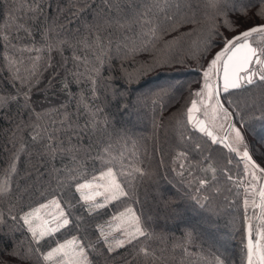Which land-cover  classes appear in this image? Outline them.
I'll use <instances>...</instances> for the list:
<instances>
[{"label": "snow or ice", "instance_id": "1", "mask_svg": "<svg viewBox=\"0 0 264 264\" xmlns=\"http://www.w3.org/2000/svg\"><path fill=\"white\" fill-rule=\"evenodd\" d=\"M44 7L8 4L0 27L9 84H0V108L18 109L13 151L0 169V227L16 239L11 264H169L153 241L173 236L171 228L189 264H231L204 237L220 231L224 206L241 190L244 210L258 207L264 222V136L258 151L250 142L255 123L264 128V0H108L102 8L85 0L80 15L71 13L75 29L67 17V29L57 22L59 6L52 16ZM89 7L95 15L82 22ZM20 14L44 18L39 40ZM21 30L30 43H13ZM141 51L154 55L134 72L121 64L118 86L114 57ZM193 64L196 80L139 85L149 73L179 76L175 66ZM149 123L153 153L158 130L171 124L174 132L167 161L161 146L155 166ZM244 219L247 264H264V226Z\"/></svg>", "mask_w": 264, "mask_h": 264}, {"label": "trees", "instance_id": "2", "mask_svg": "<svg viewBox=\"0 0 264 264\" xmlns=\"http://www.w3.org/2000/svg\"><path fill=\"white\" fill-rule=\"evenodd\" d=\"M18 0H0V27H3L5 18L7 16L6 12V5L16 3ZM40 3L44 4V11L48 16H52L56 14V8L59 6L63 10V16L57 17V22L59 24H63L65 28H68V25L64 19L67 17L68 20H72V29L78 27L73 20L71 13H76L80 15L81 13L77 9V5L83 7L85 0H39ZM89 5H98L101 8L104 6L108 0H86ZM116 2L120 3H139L143 4L145 2H151V0H116ZM187 2L191 3L194 7L198 4H201L203 0H187ZM51 3V8L48 7V4ZM96 8L89 7L83 9V21H88L93 15H95ZM13 14L16 15V10H13ZM25 21H29V17L25 14H20V23H24ZM44 18L41 17L39 23L34 21H29L32 23L33 27L36 29L31 33L32 37H35L36 40L40 39L39 35V28L43 26ZM70 30V29H69ZM16 35L15 32H13ZM131 35V32H129ZM119 36V33H117ZM23 41L24 43H30V37L25 34L23 30H21L17 35V40H14L13 43H17L18 41ZM115 47V43L113 44ZM158 47V45H157ZM3 53V40L0 39V55ZM151 55H154L153 52H137L134 55H130L129 58L124 59L121 61L119 57H114L113 60V68L115 71L113 72V76L116 78V83L118 86L123 87L125 81L120 79L121 76V64H123V68L127 69L129 72H134L138 68V63L147 59ZM176 71L181 73V75L176 76L174 72L169 73H160L159 71L149 73L139 80V85H142L144 88L151 87L153 84L158 83L157 77L159 80L169 79V78H176L180 80H196L198 77V73L196 72V65L193 64L192 68L189 69L187 65H177ZM0 84L3 85L5 89L9 88V84L7 83V73L3 72L0 73ZM132 87H137V82L133 81ZM187 93H184L186 96ZM182 103V101H180ZM243 104L244 101L241 100ZM75 107V105H73ZM17 107L12 105L11 107L0 108V169H3L7 166L8 159L13 151V144H12V133L15 131V126L18 123L17 119ZM167 115V112H165ZM151 124L149 123L147 126V135L148 139L146 141L148 147V154L147 156L151 158L153 166L156 165V162L161 155L160 147L164 146V156L165 160L167 161L168 158V144L173 141L174 139V132L173 127L169 124L167 129L161 128L156 133L157 135V142H156V151L153 153V140L151 136ZM255 132L256 134L250 137V142L254 144L257 151L260 147L261 137L264 136V128H262L259 122L255 123ZM27 132L22 133L24 139H27ZM29 154L27 152L21 155L20 160V179L23 180L24 170L28 168L29 163ZM147 162V159H146ZM221 164L224 163L223 160L220 161ZM161 171H163V167L161 166ZM235 171V169H233ZM174 173L165 179L168 181L172 180ZM219 176V172L217 173ZM179 179V177H176ZM221 181L223 177H220ZM163 183V181H162ZM171 184H165V187H172ZM145 189L149 192V199H150V192L151 189L145 186ZM143 195V192H142ZM244 192L241 190L237 193L236 196L230 198L231 201H235L232 203L231 207L224 206V215L220 222V231L214 232L204 237L205 246L208 244L214 243L216 247L220 249V252L223 254L222 258H225L227 261L231 262V264H247L246 260V220L244 219L245 216L247 217H254L259 214V208H252L249 205V208L245 211L243 208V201L242 197ZM259 201H257V204ZM233 217L235 218V223H233ZM256 222V220H255ZM254 225V221H253ZM168 231L173 233V236L168 237L162 241H153V247L158 249H163L165 251V257L169 261V264H181L183 261L184 264H189V258L186 252H182L181 248L179 247V237L181 233L176 228H171ZM17 237H22V233L19 230L16 233ZM199 243V241H197ZM16 246V239L9 235L7 227H0V264H11L13 257L10 255L12 249ZM242 246V247H241ZM241 249L243 253L241 254ZM191 264H195V258H191Z\"/></svg>", "mask_w": 264, "mask_h": 264}, {"label": "rangeland", "instance_id": "3", "mask_svg": "<svg viewBox=\"0 0 264 264\" xmlns=\"http://www.w3.org/2000/svg\"><path fill=\"white\" fill-rule=\"evenodd\" d=\"M258 201V200H257ZM251 206V205H250ZM258 217H259V214H258V216H257V219H256V215H255V218L253 217V221H254V228H256V230H259V227H261V226H264V222H262V221H260L259 219H258ZM255 220H256V222H255ZM242 247V246H241ZM243 253V251H242V249H241V254Z\"/></svg>", "mask_w": 264, "mask_h": 264}]
</instances>
